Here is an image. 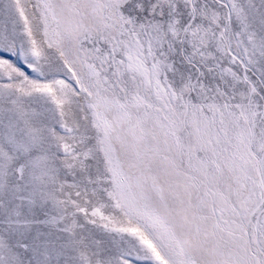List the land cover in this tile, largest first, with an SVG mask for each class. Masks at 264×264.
Wrapping results in <instances>:
<instances>
[{
	"label": "snow or ice",
	"instance_id": "1",
	"mask_svg": "<svg viewBox=\"0 0 264 264\" xmlns=\"http://www.w3.org/2000/svg\"><path fill=\"white\" fill-rule=\"evenodd\" d=\"M0 264H264V0H0Z\"/></svg>",
	"mask_w": 264,
	"mask_h": 264
}]
</instances>
